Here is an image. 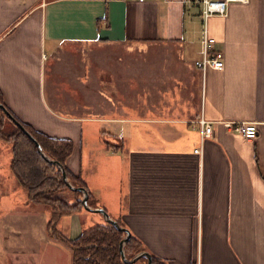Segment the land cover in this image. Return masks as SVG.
I'll use <instances>...</instances> for the list:
<instances>
[{"label": "crops", "instance_id": "obj_1", "mask_svg": "<svg viewBox=\"0 0 264 264\" xmlns=\"http://www.w3.org/2000/svg\"><path fill=\"white\" fill-rule=\"evenodd\" d=\"M194 8L188 0H0V93L20 121L72 141L68 170L150 255L166 264H264V0L231 2L227 15L207 18L224 65L204 71L194 64L202 28ZM122 45L173 48L156 57L179 71L170 88L159 68L162 90L175 91L165 103L137 111L136 53ZM184 71L199 82L189 114L180 103ZM148 76L152 92L159 84ZM200 114L212 120L202 141L190 121ZM223 120L254 121L256 136ZM120 123L160 130L125 137ZM11 155L0 139V256L8 238L14 253L34 254L36 243L57 240L46 231L49 208L27 200ZM97 213L65 214L57 228L73 238L89 227L85 219L101 223ZM25 256L12 264H42Z\"/></svg>", "mask_w": 264, "mask_h": 264}, {"label": "trees", "instance_id": "obj_2", "mask_svg": "<svg viewBox=\"0 0 264 264\" xmlns=\"http://www.w3.org/2000/svg\"><path fill=\"white\" fill-rule=\"evenodd\" d=\"M0 102L5 106L1 93ZM9 112L11 113L10 110ZM12 116L20 121L15 115ZM20 122L40 144L44 153L64 168L68 180L74 186L67 184L59 166L43 156L34 141L0 107V139L9 142L12 152L9 168L25 189L28 201L48 206L49 216L46 222L48 235L69 249L71 264H129L121 257L120 241L125 235L122 228L107 221L96 223L84 228L73 238L66 237L57 228L61 216L84 209L83 192L76 187L85 188L87 203L90 206H96L97 201L84 179L80 175L72 174L66 167V159L72 152V141L69 138L48 135L27 123ZM116 221L120 226L126 227L121 220ZM123 249L125 256L131 258L144 250V246L130 233L123 244ZM151 257L152 264H166L157 256ZM138 259L146 262L144 256Z\"/></svg>", "mask_w": 264, "mask_h": 264}, {"label": "rangeland", "instance_id": "obj_3", "mask_svg": "<svg viewBox=\"0 0 264 264\" xmlns=\"http://www.w3.org/2000/svg\"><path fill=\"white\" fill-rule=\"evenodd\" d=\"M194 7V6H193ZM194 13L195 15L199 16V11L198 9L195 7L194 8ZM202 29V28H201ZM121 51H131V52H135L136 53V59H134L133 61H135L136 63V67L138 69V71L140 72L138 75L141 77V80H137V101H138V109L137 111H141L143 110V106L145 105L146 102H152V103H165L166 102V98H164L163 96H167L168 97V93L171 95V93H175V91L173 90H169V92H167V90H162L161 88V82H160V71L159 68L164 67L165 68V62L168 58H165V61H161L162 58H156L157 54H160L159 52H163V51H168V54H171L173 52V48H168V47H157L154 46L152 47L150 50L146 49V48H142L139 46H132V45H122L120 48ZM163 55V54H162ZM164 60V59H163ZM127 61V60H126ZM168 64V63H167ZM166 64V66H167ZM161 66V67H160ZM169 66L172 67V69L169 68ZM168 70H166V73H168V77H169V87L171 88V86L173 85V83H175V79L174 78H178V74L177 72L178 69H174V65L173 64H168ZM150 72H153V77L152 80H154V78L156 77V81H158L159 86L155 87L153 86V91L150 92L149 88L150 85L146 86L144 85L145 79L148 80L150 78H148V74H150ZM183 78H184V82L182 83V89H181V93L183 95V100L180 101L181 104H183L185 107L183 108L184 113L186 112V114H189L190 111L193 112V107L194 104L197 101V85H198V78L196 77V74L193 72H188V71H184ZM163 77H166V75H164ZM166 80V79H165ZM149 81V80H148ZM154 85V84H153ZM167 86L165 85V88ZM147 88V90H146ZM150 96H152L153 98H151ZM171 96H169L170 98ZM180 98V97H178ZM129 107H122L121 108V114L122 115H127L129 114L128 111ZM196 118L191 119L190 121H192L194 123V120ZM116 126L118 125L120 127V132L123 134L124 136H129L130 131L131 133H133V135H136L138 137H141L142 139L145 136H156L155 133H159V128L156 126H159L160 124H150L153 126L149 128L148 134L146 135L145 130L142 126L145 125L144 123H135V124H131L133 126V128L130 129V124L127 123H120V124H115ZM149 126V124H147ZM129 126V127H128ZM142 130V131H139ZM46 208L48 206L44 205ZM99 214V213H97ZM47 215V213H46ZM96 216V215H95ZM98 216V215H97ZM101 223H105L106 221L104 219H102L100 221ZM90 219H85L84 221V225L85 226H90ZM44 225V224H43ZM42 225V228H43ZM44 235V233H42ZM42 235V238H43ZM45 236V235H44ZM30 236H28V234L25 235V238H29ZM8 245H9V251L7 253H5V251H3V255H1L3 258L8 259L9 264H12L13 259H17V258H22L25 256V254L27 256L25 257H29L32 259H39L42 261V264H45L43 262H46V264H50L49 262H56V264H70V251L69 249L63 245L62 243L55 241L56 243H52V244H46L43 240L40 242V246H38L39 243L35 244V250L37 248L40 249L39 252H36L34 254H29V253H14L15 247L12 246L13 245V241L11 240V238H8ZM33 241V238H32ZM55 244V245H54ZM17 252V251H16ZM0 256V257H1Z\"/></svg>", "mask_w": 264, "mask_h": 264}, {"label": "built area", "instance_id": "obj_4", "mask_svg": "<svg viewBox=\"0 0 264 264\" xmlns=\"http://www.w3.org/2000/svg\"><path fill=\"white\" fill-rule=\"evenodd\" d=\"M248 0H188L191 6L198 9L202 21L200 34V56L194 61L196 67L204 71L211 67L220 69L224 65L223 51L216 46L217 40L209 34L206 27V20L213 15L225 16L228 13L231 2H247ZM199 126L200 140L212 131V120H209L200 114L195 120ZM224 127L227 130L237 132L246 139H252L256 136L257 126L254 121H232L223 120ZM196 152L198 148L194 149ZM194 264H198L196 261Z\"/></svg>", "mask_w": 264, "mask_h": 264}, {"label": "water", "instance_id": "obj_5", "mask_svg": "<svg viewBox=\"0 0 264 264\" xmlns=\"http://www.w3.org/2000/svg\"><path fill=\"white\" fill-rule=\"evenodd\" d=\"M0 107L2 108V110L15 122L16 125H18L27 135L29 138H31L37 149L43 154V156H45L47 159H49V161L51 162H54L55 164H57L59 166V168L61 169V172H62V176L64 178V180L67 182V184L71 187H74L70 181L68 180L67 178V175H66V172L64 170V168L54 159H50L45 153L44 151L42 150L40 144L34 139V137L31 135L30 132H28L24 126L22 125V123L20 121H18L17 119H15L12 114L9 112V110L6 108V106H4L1 102H0ZM77 189L81 190L83 192V196H82V204H83V207L87 210H90V211H94V212H99L102 217L104 218L105 221L107 222H110L112 224H114L115 226H117L118 228H122L124 231H125V235L123 236L122 240L120 241V250H121V257L124 261L126 262H133L135 261L136 259H138L140 256H144L146 258V264H152V257L150 255V253L146 250H142V251H139L137 252L133 257L131 258H127L124 254V249H123V244L124 242L126 241V239L129 237V230L126 228V227H123V226H120L116 219L111 217L110 214L102 207V206H99V205H96V206H90L88 203H87V193H86V190L84 187H76Z\"/></svg>", "mask_w": 264, "mask_h": 264}]
</instances>
